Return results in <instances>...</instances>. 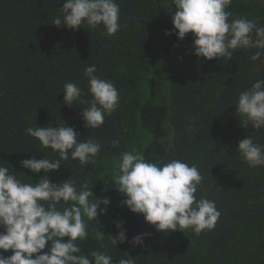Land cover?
Returning a JSON list of instances; mask_svg holds the SVG:
<instances>
[{
	"label": "trees",
	"instance_id": "1",
	"mask_svg": "<svg viewBox=\"0 0 264 264\" xmlns=\"http://www.w3.org/2000/svg\"><path fill=\"white\" fill-rule=\"evenodd\" d=\"M63 2L0 0V165L12 166L22 182H31L30 176L36 183L43 171L31 173L20 161L55 160L58 153L43 148L25 129L61 120L78 138L100 142L101 151L91 165L61 161V168L48 174L53 183L71 176L78 188L92 185L97 197V178L133 149L145 161L194 164L202 176L197 198L214 201L221 213L213 229L199 235L191 229L156 231L141 214L121 205L124 197L118 192L98 221L84 218L87 238L76 241L82 253L89 258L106 253L113 264L127 254L135 264H264V166L249 167L235 151L246 136L264 145V129L241 128L235 113L239 94L264 79V54L255 61L251 57L257 49H238L229 60L196 57L191 33L183 40L165 35L172 29L171 0H116L121 27L111 36L101 34L103 26L72 30L52 25ZM226 11L232 13L230 20L264 25L262 3L231 0ZM91 65L119 92L118 107L96 129H87L81 117L87 104L69 107L62 93L72 82L90 100L84 70ZM117 139L119 146L113 148ZM120 220L129 240L150 234L142 246L111 244L108 237L117 234Z\"/></svg>",
	"mask_w": 264,
	"mask_h": 264
},
{
	"label": "clouds",
	"instance_id": "2",
	"mask_svg": "<svg viewBox=\"0 0 264 264\" xmlns=\"http://www.w3.org/2000/svg\"><path fill=\"white\" fill-rule=\"evenodd\" d=\"M230 4L231 0H171V6H175L172 29L165 35L175 34L178 40H183L191 33L192 54L206 60H229L238 49H257L251 57L255 61L264 54V25L246 18L230 20L232 13L226 11ZM119 21L120 6L116 0H64L61 15L52 20V25L72 30L81 27L95 30L103 26L101 34L111 36L120 29ZM84 77L92 98L83 99L82 89L68 82L63 86V102L69 107L74 102L87 104L80 111L81 117L87 129H96L118 107L119 92L111 81L96 75L95 65L85 68ZM235 113L241 128L264 129V79L258 78L239 94ZM25 132L43 148L58 153V158L50 160L42 156L39 160L20 161L21 167L31 173L43 171L36 183H32L30 176L27 177L31 182H22L11 165V170L0 165V228L3 229L0 251L12 252L7 257L0 255V264H113L111 255L93 253L89 258L76 243L88 235L84 218L98 221V216L106 214L110 198L94 196L92 185L78 188L71 176L59 183L48 179V174L60 169L61 161L69 158L78 160L81 166L94 164L101 151L100 142L78 138L76 130L62 120L55 126L49 123L45 127H27ZM111 143L116 148L120 141ZM235 151L249 167L264 166V145L254 142L252 136L241 139ZM109 181L124 197L121 205L141 214L159 232L191 229L199 235L203 230L213 229L221 215L214 201L197 198L202 181L197 166L178 159L151 162L145 161L135 149L124 151L113 166ZM123 225L122 220L115 222L117 234L108 237L114 246L125 242L142 246L150 235L140 233L129 240ZM65 237L67 240L63 241ZM46 245L47 251H43ZM117 264H135V261L127 254Z\"/></svg>",
	"mask_w": 264,
	"mask_h": 264
},
{
	"label": "rangeland",
	"instance_id": "3",
	"mask_svg": "<svg viewBox=\"0 0 264 264\" xmlns=\"http://www.w3.org/2000/svg\"><path fill=\"white\" fill-rule=\"evenodd\" d=\"M252 2H258L264 4V0H249ZM165 93H166V100L168 102V79L166 81V87H165ZM119 162V159H114L112 161L111 169L107 173H103L100 175L96 180V189L98 190L97 197H101L102 195H106L107 197H110L111 195H116L118 192L115 190L114 185H111V181H109L112 178V169L115 164ZM113 186V187H112ZM47 250L46 248L43 251ZM7 256H10L12 254L11 250L7 251Z\"/></svg>",
	"mask_w": 264,
	"mask_h": 264
}]
</instances>
